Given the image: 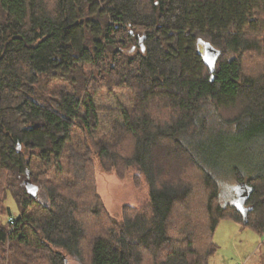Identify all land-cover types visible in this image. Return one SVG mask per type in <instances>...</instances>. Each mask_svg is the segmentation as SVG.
Here are the masks:
<instances>
[{"label": "trees", "instance_id": "trees-1", "mask_svg": "<svg viewBox=\"0 0 264 264\" xmlns=\"http://www.w3.org/2000/svg\"><path fill=\"white\" fill-rule=\"evenodd\" d=\"M223 218L264 233V0H0V264H209Z\"/></svg>", "mask_w": 264, "mask_h": 264}, {"label": "rangeland", "instance_id": "rangeland-1", "mask_svg": "<svg viewBox=\"0 0 264 264\" xmlns=\"http://www.w3.org/2000/svg\"><path fill=\"white\" fill-rule=\"evenodd\" d=\"M244 62L246 71H252L254 67L255 69L261 67L259 57L254 56V54L247 56ZM251 155V153H248L247 156L241 154V157L246 159L243 160L245 165H247V161L251 160ZM95 166L96 190L105 202L110 214L120 217L125 206H141L146 202L147 185L133 168L125 169L122 175H119L114 172L103 171L97 161ZM245 189L247 190L246 186L242 188L241 196L246 192ZM6 204L12 211H16L15 203L10 195L6 198ZM213 241L217 245V250L210 258L209 264H234V262L238 264H264V233L244 226L241 222L231 218L221 219L215 228ZM43 261L40 262L44 264Z\"/></svg>", "mask_w": 264, "mask_h": 264}, {"label": "water", "instance_id": "water-1", "mask_svg": "<svg viewBox=\"0 0 264 264\" xmlns=\"http://www.w3.org/2000/svg\"><path fill=\"white\" fill-rule=\"evenodd\" d=\"M208 50H210V52H211V51H212V48H207L206 51H208ZM207 56H208V58H210L208 65L210 66V69L213 70V67H214V61H215V60H214V59H215L214 52L212 51V57L209 56V55H207ZM245 193H246V192H244L242 196H244Z\"/></svg>", "mask_w": 264, "mask_h": 264}, {"label": "built area", "instance_id": "built-area-1", "mask_svg": "<svg viewBox=\"0 0 264 264\" xmlns=\"http://www.w3.org/2000/svg\"><path fill=\"white\" fill-rule=\"evenodd\" d=\"M234 264H238V263L236 262V263H234Z\"/></svg>", "mask_w": 264, "mask_h": 264}, {"label": "crops", "instance_id": "crops-1", "mask_svg": "<svg viewBox=\"0 0 264 264\" xmlns=\"http://www.w3.org/2000/svg\"><path fill=\"white\" fill-rule=\"evenodd\" d=\"M234 263H236V262H234Z\"/></svg>", "mask_w": 264, "mask_h": 264}]
</instances>
